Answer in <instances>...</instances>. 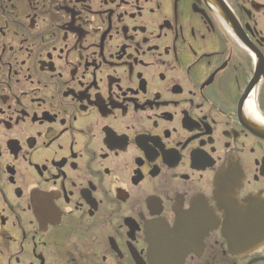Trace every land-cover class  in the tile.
Instances as JSON below:
<instances>
[{"label":"flooded vegetation","instance_id":"obj_1","mask_svg":"<svg viewBox=\"0 0 264 264\" xmlns=\"http://www.w3.org/2000/svg\"><path fill=\"white\" fill-rule=\"evenodd\" d=\"M152 231L264 264V0H0V264H157Z\"/></svg>","mask_w":264,"mask_h":264},{"label":"water","instance_id":"obj_2","mask_svg":"<svg viewBox=\"0 0 264 264\" xmlns=\"http://www.w3.org/2000/svg\"><path fill=\"white\" fill-rule=\"evenodd\" d=\"M151 237V250L157 258V264H179L176 259L179 256L180 252L174 249H177L176 238H168L167 236H161L159 232L152 231L150 234ZM166 249L163 252V249ZM168 251H173L169 253Z\"/></svg>","mask_w":264,"mask_h":264}]
</instances>
